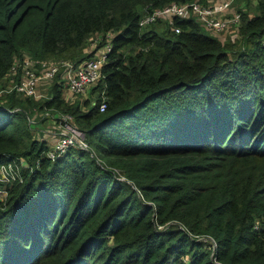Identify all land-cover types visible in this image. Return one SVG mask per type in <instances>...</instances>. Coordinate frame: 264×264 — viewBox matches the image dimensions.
Here are the masks:
<instances>
[{
  "label": "trees",
  "instance_id": "1",
  "mask_svg": "<svg viewBox=\"0 0 264 264\" xmlns=\"http://www.w3.org/2000/svg\"><path fill=\"white\" fill-rule=\"evenodd\" d=\"M190 1L213 0H0V165L26 163L0 185V264H264V0L231 39L195 17L139 24ZM108 44L90 98L62 71L48 96L4 91L16 59ZM49 112L91 150L52 159L33 126Z\"/></svg>",
  "mask_w": 264,
  "mask_h": 264
},
{
  "label": "built area",
  "instance_id": "2",
  "mask_svg": "<svg viewBox=\"0 0 264 264\" xmlns=\"http://www.w3.org/2000/svg\"><path fill=\"white\" fill-rule=\"evenodd\" d=\"M234 0H213L210 3L190 1L184 3L173 2L166 6L155 8L143 14L139 24L145 27L149 24L163 19L171 24L176 32L181 31V27L176 25V19L184 17L197 18L206 29L221 33L235 27L237 30L241 13L232 10ZM110 50L109 44L98 50L94 57L75 63L71 60L58 59L52 62H44L37 66L36 62L29 58L16 59L11 75L15 82L4 91H17L24 96L40 97L44 94L40 91L39 85L48 84L59 72L66 80L69 94H85L93 87L102 75V66L106 59V54ZM107 103L105 100L100 104V110H105ZM59 121L56 122L57 132L55 140L52 142L48 155L55 159L58 154L63 153L71 147H80L91 150L84 130L78 127L74 116L70 113H58ZM101 162L100 159H98ZM26 165L25 160L21 163L9 162L0 165V183L6 185L16 177L19 168ZM6 190L0 187V194L6 195Z\"/></svg>",
  "mask_w": 264,
  "mask_h": 264
},
{
  "label": "rangeland",
  "instance_id": "3",
  "mask_svg": "<svg viewBox=\"0 0 264 264\" xmlns=\"http://www.w3.org/2000/svg\"><path fill=\"white\" fill-rule=\"evenodd\" d=\"M247 7L248 10H250L251 13H253L256 10V4H255V0H234V2L232 3V10L233 11H240L241 8H245ZM216 35H220V36H226L227 38L231 39V38H235L236 36V30L235 27H231V29L229 30H225L219 34L216 33ZM94 48V43H92L89 47L86 48L87 51H91ZM40 87V91L44 94V96H48V91H49V87L46 84H42L39 85ZM92 97L91 93H89V91L85 94H74L72 95V100H80V99H87ZM46 115V119L43 120V118H41L43 121H38L37 123H34L33 126L34 128H46L52 131V133H48L50 134L48 139L53 141L55 140L56 136H53V133L57 132V129L54 128L56 122L59 121V117L57 112L54 113H47ZM0 185H3L2 183H0Z\"/></svg>",
  "mask_w": 264,
  "mask_h": 264
},
{
  "label": "crops",
  "instance_id": "4",
  "mask_svg": "<svg viewBox=\"0 0 264 264\" xmlns=\"http://www.w3.org/2000/svg\"><path fill=\"white\" fill-rule=\"evenodd\" d=\"M66 95H67V96H70V94H69V92H68V91H66ZM54 128H56V129H57V125H56V124H55Z\"/></svg>",
  "mask_w": 264,
  "mask_h": 264
}]
</instances>
